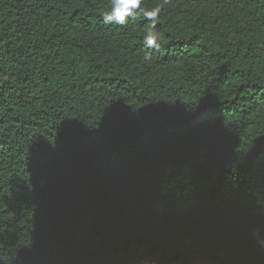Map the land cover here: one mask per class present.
Returning a JSON list of instances; mask_svg holds the SVG:
<instances>
[{
	"label": "trees",
	"instance_id": "16d2710c",
	"mask_svg": "<svg viewBox=\"0 0 264 264\" xmlns=\"http://www.w3.org/2000/svg\"><path fill=\"white\" fill-rule=\"evenodd\" d=\"M157 6L0 0V264H264V0Z\"/></svg>",
	"mask_w": 264,
	"mask_h": 264
},
{
	"label": "clouds",
	"instance_id": "9594fccd",
	"mask_svg": "<svg viewBox=\"0 0 264 264\" xmlns=\"http://www.w3.org/2000/svg\"><path fill=\"white\" fill-rule=\"evenodd\" d=\"M164 2L167 3L168 0H164ZM141 5L142 0H110V10H106L102 14L103 22L105 24L124 25L127 22V18L134 16L137 10H139L151 22V28L144 38L145 45L150 49H159L160 45L158 41L160 36L155 31V23L162 6L146 10ZM144 59L150 61L151 57L146 55ZM254 236L257 238L258 243L264 246V233L257 230L254 232Z\"/></svg>",
	"mask_w": 264,
	"mask_h": 264
}]
</instances>
